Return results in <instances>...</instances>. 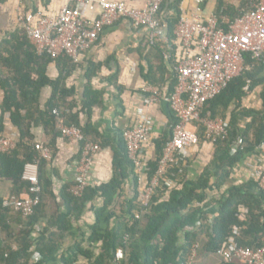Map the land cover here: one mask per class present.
Here are the masks:
<instances>
[{
	"label": "trees",
	"instance_id": "obj_1",
	"mask_svg": "<svg viewBox=\"0 0 264 264\" xmlns=\"http://www.w3.org/2000/svg\"><path fill=\"white\" fill-rule=\"evenodd\" d=\"M256 1L243 0L239 7H234L226 0H216L214 14L218 17L219 27L227 29L233 19L248 11ZM181 3L182 0H164L156 15L164 25L165 37L171 46L177 41L174 26L181 15ZM152 46H157V41ZM52 62L59 68V75L55 79L47 74V68ZM246 63L252 65V68L233 79L220 94L205 103L202 115L208 113L211 118L222 116V111L244 94L243 86L246 81L251 79L254 72L264 68L263 63L251 60L248 55ZM101 67L100 63L91 62L87 65L84 93L77 101L74 88L66 85L67 77L75 68L71 58L60 56L52 59L46 53L38 54L23 31L9 35L1 42L0 89L4 94L0 104V137L4 136L6 130V114L19 133L16 147L9 153H0V181L7 179L11 182L10 192L0 197L2 230H10L3 224L10 211L2 205L3 200L21 197L29 191V183L22 179L26 163H38L41 193L38 205L29 217L20 222V228L9 232L0 240V264H77L79 257H83L86 264H180L187 261L193 245H199L201 238H204L201 251L218 255V251L227 246V240L234 228L238 229L236 240L239 245L254 249L264 247V194L256 191L258 187L252 182L246 186H231L223 190L234 165L264 141V111L246 113L250 120L244 131H237L225 124L227 133L213 143L212 160L200 176L195 180L185 179V169L175 168L173 174L168 175L172 183L161 180L149 210L139 219L135 218L138 210V177L122 139L124 130H120L122 143L119 152L114 156V178L105 184L88 186L81 196L70 193L71 185L63 186L60 197L69 206L71 218L61 223L54 220L44 228L41 222L48 214L43 195L52 197L53 193L51 181L43 179L42 176L47 159L35 148L32 128L41 126L50 134V151L53 150L55 138L60 135L57 128L59 118L65 125L80 128L86 141L98 142L101 147L107 146L109 139L90 122L93 108L103 104V92L94 89L91 84L92 79L99 75ZM117 76L116 73L112 74L106 80L118 92H122L123 88L118 85ZM144 78L152 81L149 73ZM175 82L174 74L171 90ZM45 87H50L51 94L44 106L40 107V97ZM54 108L61 111L60 117L53 114ZM175 123L176 118L171 129ZM195 123L200 129L199 133L196 131L199 142L205 141L204 126L201 122ZM238 138L241 139V144L235 146ZM169 139L170 137L164 136L154 141V155L146 161L147 179L153 177L163 147ZM130 176L133 196L120 203L118 200L123 193V185ZM213 190L223 191L219 198L208 200V194ZM96 198L101 199V204L93 205L95 221L90 229L96 231L107 217L113 220L111 224L109 219L99 245L93 250L76 243L60 252L61 245L54 237L55 233L45 236L47 226L54 225L60 232L70 231L71 219L80 217L85 205ZM212 207H215L216 214L210 217L209 210ZM18 216L20 218L21 215ZM12 236L17 242V248L12 246L9 238ZM119 251L123 253L121 257L118 256ZM197 252L198 249L196 256ZM36 254L40 255L39 260L34 259ZM220 259L218 264H245L237 259Z\"/></svg>",
	"mask_w": 264,
	"mask_h": 264
},
{
	"label": "crops",
	"instance_id": "obj_2",
	"mask_svg": "<svg viewBox=\"0 0 264 264\" xmlns=\"http://www.w3.org/2000/svg\"><path fill=\"white\" fill-rule=\"evenodd\" d=\"M111 1H122L130 7H141L145 4V0ZM226 1L229 5L239 7L243 0ZM64 4L65 0H0V44L9 35L19 31L24 32L25 24L34 25L36 12L41 11L47 16L55 17ZM215 8L216 0H205L200 6H197L194 0H182L181 3L183 13H198L202 19H207L214 13ZM85 13L87 17L94 19L99 14V8L92 5L86 9ZM156 41L157 46L153 47V44L148 41L147 28L135 27L128 19H119L99 33L95 43L80 55L78 63L74 62L75 68L66 79L67 87L74 88L75 99L79 101L84 93L86 82L84 76L87 65L91 62L102 64L99 75L92 79L91 84L94 89L103 92V104L93 108L90 122L104 137L109 139V143L107 146L101 147L94 158L90 172L91 186L108 183L114 178V156L119 152L122 143L119 131L135 126L139 122L141 114L147 117L152 130L151 139L142 148V155L146 160L154 155L155 140L164 136L171 137V127L175 117L164 97L172 91L174 66L181 56V46L178 41L173 42L174 46L168 45L166 37ZM115 73L118 75V85L123 88L122 92H118L116 87L106 80L108 76ZM148 73L152 81L144 78V75H148ZM47 74L51 79L58 77L59 68L55 62L49 64ZM153 89L158 90L160 98L154 103H149L148 96ZM243 91L244 94L239 100L232 101L228 108L222 111L223 117H217L224 118L225 124L237 131L246 129L250 120L246 113L253 114L264 111V68L253 73L251 79L247 80L243 86ZM3 94L4 92L0 89V104ZM50 94V87H45L42 90L40 107L44 106ZM81 118L86 120L84 115H81ZM5 122L4 136H13L18 139V130L9 122L8 114L5 115ZM192 129H195L197 133L200 132L196 123L192 125ZM32 133L35 143L49 145L51 136L44 131L43 127H33ZM52 151L51 160H47V165L43 167L42 173L43 179L51 181L53 193L52 197L43 195L47 202L46 214H48L41 222L44 228H46V224H52L54 220L56 223H61V221L71 218L69 206L61 199L60 191L63 186L72 185L75 182L80 144L70 142L58 135L53 142ZM213 153V144L206 140L191 147L188 151V165L184 168L185 179H197L212 160ZM263 154L264 141L262 147H257L254 151L246 153L241 161L234 165L223 190L231 186H246L251 182L255 183L257 187L254 174L255 169L263 161ZM123 186V193L118 200L120 203L133 196L131 176L126 179ZM10 188L9 180H1L0 197L7 195ZM223 190L209 192L208 200L219 198ZM256 191L259 189L256 188ZM99 204H101V199L98 198L88 202L82 215L77 219H71L72 229L70 231L60 232L54 225H48L45 236L55 233L54 237L61 245L60 252L76 243H80L84 248L96 249L108 226L109 219L111 224L113 222L112 218L107 217L104 224L99 226L96 231L93 232L90 229V225L95 221L93 205ZM209 213L210 217H213L216 214L215 207L210 208ZM53 214H57V216H51ZM7 215L3 224L13 231L4 232L0 226V240L4 236L6 237L9 232L17 231L20 228V222L24 220L12 210ZM9 238L13 248H17L15 238L13 236ZM0 243L2 242L0 241ZM122 255L123 253L119 251L118 256ZM195 260L196 258L190 264H193ZM195 263L203 264L200 259ZM77 264H86V261L83 257H79Z\"/></svg>",
	"mask_w": 264,
	"mask_h": 264
},
{
	"label": "built area",
	"instance_id": "obj_3",
	"mask_svg": "<svg viewBox=\"0 0 264 264\" xmlns=\"http://www.w3.org/2000/svg\"><path fill=\"white\" fill-rule=\"evenodd\" d=\"M204 1L194 0V3L200 6ZM163 2L145 0L141 7H130L122 1L65 0L55 17L36 12L35 24H25L24 33L38 54L46 53L52 59L67 56L78 63L80 55L95 43L99 33L122 18L128 19L135 27L147 28L151 44L164 38V25L156 18ZM92 5L99 8V14L94 19L85 13ZM174 35L181 46V56L174 66V88L164 98L174 113L176 123L151 179L146 177L147 160L142 155L144 144L151 139L152 130L147 117L141 114L139 122L122 133L128 158L138 177L136 219L149 210L161 180L165 179L171 184L168 175L173 174L175 168L182 170L187 167L188 151L199 143V137L195 129H192L195 122L202 123L206 130L205 140L212 144L227 133L224 120L211 118L209 114L203 116V108L233 79L252 68V65L246 63V55L264 64V0H257L248 11L233 19L227 29L219 27L218 17L214 13L202 19L198 13L187 14L181 11L174 26ZM159 98L157 89L150 91L149 103ZM52 112L57 117L61 115V111L56 108ZM57 126L63 138L80 144L75 182L69 191L74 196H81L85 188L91 185L92 164L101 146L98 142L86 141L80 128L65 125L60 118ZM235 144H241V139L238 138ZM15 147L16 139L13 136L0 137V153H9ZM258 147H262V143ZM35 148L43 158L51 160L52 153L48 146L36 143ZM254 175L259 191L264 194V156ZM22 179L29 183L28 193L21 197L6 198L2 205L26 219L40 201L37 162L24 165ZM237 235L238 229L234 228L227 246L218 251V255L227 261L237 259L245 264H264V247L254 249L241 246L236 240ZM198 247L197 243L194 244L187 261L180 264H190ZM34 259L39 260L40 255L36 254Z\"/></svg>",
	"mask_w": 264,
	"mask_h": 264
},
{
	"label": "rangeland",
	"instance_id": "obj_4",
	"mask_svg": "<svg viewBox=\"0 0 264 264\" xmlns=\"http://www.w3.org/2000/svg\"><path fill=\"white\" fill-rule=\"evenodd\" d=\"M204 241V238H201L199 243V249L197 252L196 260L195 262L200 259L203 264H215L216 262H219L221 259L217 254H210V253H205L204 251H201V244ZM193 263V264H198V263Z\"/></svg>",
	"mask_w": 264,
	"mask_h": 264
}]
</instances>
